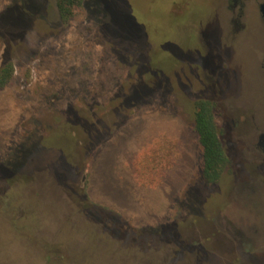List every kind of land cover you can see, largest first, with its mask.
Returning <instances> with one entry per match:
<instances>
[{
	"label": "rangeland",
	"instance_id": "rangeland-1",
	"mask_svg": "<svg viewBox=\"0 0 264 264\" xmlns=\"http://www.w3.org/2000/svg\"><path fill=\"white\" fill-rule=\"evenodd\" d=\"M21 1L12 22L0 0V264L264 262V188L206 185L194 120L207 27L264 121L254 31L222 45L224 0Z\"/></svg>",
	"mask_w": 264,
	"mask_h": 264
},
{
	"label": "flooded vegetation",
	"instance_id": "flooded-vegetation-1",
	"mask_svg": "<svg viewBox=\"0 0 264 264\" xmlns=\"http://www.w3.org/2000/svg\"><path fill=\"white\" fill-rule=\"evenodd\" d=\"M226 4L224 0V24L231 27L228 30L224 27L222 45L228 50L233 49L245 32L254 31L253 60L264 89V0H226ZM202 29L200 37L204 40L207 55L211 54L212 63L204 65L195 61L200 69L197 83L201 94L205 95L198 101L212 104L218 138L230 161L225 172L230 173L233 183L237 182L246 195L258 193L264 188V121L254 107L240 103L219 78L223 72L231 70L230 63L218 56L212 44V48L209 47V28ZM249 203L254 206L258 202L252 199ZM249 230L258 232L256 227ZM250 264L256 263L250 258Z\"/></svg>",
	"mask_w": 264,
	"mask_h": 264
},
{
	"label": "trees",
	"instance_id": "trees-1",
	"mask_svg": "<svg viewBox=\"0 0 264 264\" xmlns=\"http://www.w3.org/2000/svg\"><path fill=\"white\" fill-rule=\"evenodd\" d=\"M84 0H56V6L59 16L62 20H69L75 10L81 7ZM23 6L21 0H15L14 6L8 13L9 19L14 22L16 15L15 11L18 7ZM175 8V4L173 6ZM25 21V20H24ZM11 22V21H10ZM9 50H6L8 55ZM14 63L8 56L4 59L0 66V88L5 87L14 75ZM195 131L198 135L199 143L203 153V173L202 180L206 185L214 186L220 183L222 176L225 173L229 164V159L226 156L224 149L220 143L217 134V128L212 112V104L210 101H198L195 104L194 112ZM71 137V136H68ZM21 150H17L18 154ZM46 254H51L52 251L59 248L58 245L47 246Z\"/></svg>",
	"mask_w": 264,
	"mask_h": 264
}]
</instances>
